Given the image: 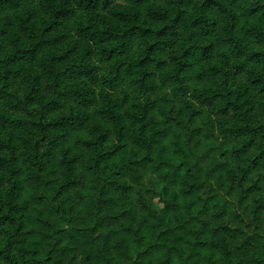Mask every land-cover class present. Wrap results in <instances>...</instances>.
I'll return each instance as SVG.
<instances>
[{
	"label": "clouds",
	"instance_id": "1",
	"mask_svg": "<svg viewBox=\"0 0 264 264\" xmlns=\"http://www.w3.org/2000/svg\"><path fill=\"white\" fill-rule=\"evenodd\" d=\"M0 264H264V0H0Z\"/></svg>",
	"mask_w": 264,
	"mask_h": 264
},
{
	"label": "trees",
	"instance_id": "2",
	"mask_svg": "<svg viewBox=\"0 0 264 264\" xmlns=\"http://www.w3.org/2000/svg\"><path fill=\"white\" fill-rule=\"evenodd\" d=\"M117 163H119V161H117ZM5 219H7V218H5Z\"/></svg>",
	"mask_w": 264,
	"mask_h": 264
}]
</instances>
